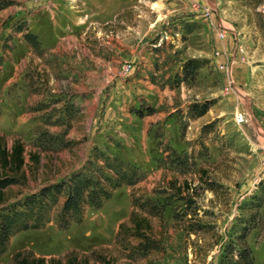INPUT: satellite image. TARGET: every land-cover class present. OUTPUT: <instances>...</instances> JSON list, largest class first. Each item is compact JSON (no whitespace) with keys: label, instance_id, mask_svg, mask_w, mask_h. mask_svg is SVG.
Returning <instances> with one entry per match:
<instances>
[{"label":"rangeland","instance_id":"rangeland-1","mask_svg":"<svg viewBox=\"0 0 264 264\" xmlns=\"http://www.w3.org/2000/svg\"><path fill=\"white\" fill-rule=\"evenodd\" d=\"M116 1L123 8L113 16L107 7ZM0 6V135L8 146L19 137L26 161L43 148L11 200L80 168L95 145L144 174L67 228L54 206L43 227L10 238L0 264L19 249L45 257L107 249L121 264H228L227 249L244 246L252 264H264V0ZM125 62L133 68L122 76ZM130 190L166 203L161 220L150 217L159 247L141 255L113 245Z\"/></svg>","mask_w":264,"mask_h":264},{"label":"trees","instance_id":"trees-1","mask_svg":"<svg viewBox=\"0 0 264 264\" xmlns=\"http://www.w3.org/2000/svg\"><path fill=\"white\" fill-rule=\"evenodd\" d=\"M23 36L34 49L39 48L36 34L26 32ZM49 137L51 139L54 136ZM42 150L40 147L30 150L26 161L25 144L21 139L15 137L8 146L0 135V255L5 252L10 238L16 232L41 228L49 222V212L54 206L60 205L56 218L57 226L67 228L71 221H81L87 206L100 208L104 201L111 197L116 187L125 183L133 188L144 178L143 172L137 166L124 162L118 155L106 154L103 148L95 145L80 168L62 179L42 184L35 191L19 197L16 193L14 200H11L12 186L20 188L25 184L26 169L35 172ZM173 153L176 154L174 150ZM129 201L131 208L128 220L118 224L113 245L119 247L122 252H128L129 249L139 255L158 249L159 241L153 235L150 217H158L161 220L166 203L143 197V194L133 190H130ZM106 250H92L89 254H79L72 250L63 256L45 257L36 255L29 249H19L12 253L9 264H121L117 258L105 253ZM249 251L246 246L241 249H227V263L252 264Z\"/></svg>","mask_w":264,"mask_h":264},{"label":"built area","instance_id":"built-area-1","mask_svg":"<svg viewBox=\"0 0 264 264\" xmlns=\"http://www.w3.org/2000/svg\"><path fill=\"white\" fill-rule=\"evenodd\" d=\"M204 10H205L204 12H205V17H206L209 14V9L205 8ZM225 31L226 30L219 32V36L224 37ZM132 68H133V65L131 63L125 62V63H123V65H121L118 74L122 75V76H126L127 74H129L131 72ZM237 118H238V121L242 120L241 113H238Z\"/></svg>","mask_w":264,"mask_h":264},{"label":"crops","instance_id":"crops-1","mask_svg":"<svg viewBox=\"0 0 264 264\" xmlns=\"http://www.w3.org/2000/svg\"><path fill=\"white\" fill-rule=\"evenodd\" d=\"M126 7V5L124 6V8ZM122 4H120V2L118 3L117 1L116 2H113L112 4H110V6L107 7V13H111L113 16L118 14L119 12L122 11ZM106 13V11H105ZM131 208V206H130ZM130 212V211H129ZM124 215V214H123ZM129 216V215H128ZM117 223V222H116ZM119 224V223H118ZM117 227L118 225L116 226V230H117Z\"/></svg>","mask_w":264,"mask_h":264}]
</instances>
